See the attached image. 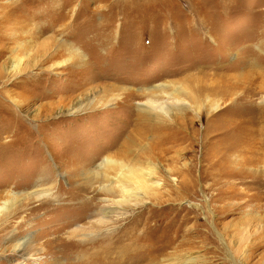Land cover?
I'll return each instance as SVG.
<instances>
[{"label": "rangeland", "instance_id": "rangeland-1", "mask_svg": "<svg viewBox=\"0 0 264 264\" xmlns=\"http://www.w3.org/2000/svg\"><path fill=\"white\" fill-rule=\"evenodd\" d=\"M71 50L80 56L65 62ZM160 84L198 104L174 118L162 154L135 107L106 106L119 89ZM116 143L166 186L102 226V203L65 200ZM170 169L190 171L193 188H175ZM35 185L58 198L22 199ZM15 193L0 213V264H150L159 253L157 264H260L264 0H0V205ZM132 224L135 246L109 248ZM77 226L84 237L71 236ZM28 238L20 259L11 243Z\"/></svg>", "mask_w": 264, "mask_h": 264}, {"label": "bare ground", "instance_id": "bare-ground-1", "mask_svg": "<svg viewBox=\"0 0 264 264\" xmlns=\"http://www.w3.org/2000/svg\"><path fill=\"white\" fill-rule=\"evenodd\" d=\"M72 53L73 54H71V56H69L65 60V62H69L70 60H72L73 56H80L78 50H74L72 51ZM17 64H13V66L9 67V73H15L17 71ZM167 87V85L160 84L157 86L139 89L137 92L128 91L131 90L129 88H122L119 89V93L113 95L111 99L108 98L109 101H107L106 103L107 107H117V104L119 106L122 105L127 109L126 113L131 112V110L133 111L135 107V113L133 114V116L130 115V117L133 118L134 121H138L140 124H142V128L144 131L151 132L154 136L157 137V146L161 147V149H157L159 154L165 153L166 151L168 152L172 149L171 146H166L172 144L175 141V134L173 132V129L171 128L173 126L174 118H176V116L180 114V111L183 112L185 110H189L191 105H198H196L195 96L192 93L186 91V89L175 88L173 91L167 92L165 90ZM122 94L123 97H121ZM137 98H140L141 101L133 106V101ZM77 105H80V103H77ZM169 132H171L172 135H169ZM244 142H246V140L243 141V143ZM108 148L110 150H112L113 148L117 149V143L109 145ZM124 152L125 151H120L119 148L117 149L116 153L104 157L98 164H90L86 167L84 166L85 168L82 171L81 176L84 178L85 184L70 190V195L74 199V201L72 200V202H70L69 200H65L68 203L78 201L82 203L83 206L90 209L94 208V205L97 206L102 203V209H99L100 211L99 213H97V223L102 226L106 225L108 222L114 221V218L116 217L119 218L127 216L128 212L124 211L125 208L130 209L134 206H141L146 199L157 201L158 199L156 195L158 194V192H160L163 186H166L164 183L160 182L157 179L158 171L155 164H152L148 161L142 163V161L136 158L128 160L126 157L127 155H124ZM228 168L230 167L228 166ZM175 170H168L170 173L169 175L173 176L177 182V184L175 183L176 186L174 185V187H178V189L193 188V181L191 180L192 178L189 175L190 171H183L190 169L186 167L183 170ZM239 172H237V174ZM231 173L232 172H229L223 175L227 177V179L229 180V184H232L233 180L240 179V175H232ZM40 185H35L37 187L35 190L24 194V196L21 198H39L40 196H45L46 198L51 199H54L55 197L58 198L59 192L53 195L52 188L39 189L38 187H40ZM214 185L215 184H212L211 186ZM19 196H21L19 195V193L11 194V197L14 199H11L10 201L8 200L9 202L6 201L4 203H1L0 213L4 212L5 210H12V208L17 203H19L20 200H22L19 199L18 201ZM99 196H103V198L99 200ZM261 200V198H256L257 207L261 205ZM131 204H133L134 206ZM104 208H107L108 210ZM120 209L122 211H120ZM139 217L140 216H138V218ZM260 220L262 219L259 218V221ZM136 227V224H132L130 229H125L124 232H122L121 235L113 241L111 247L109 248H114L116 250L122 249L125 253L127 250L134 247L136 243V240L134 239V232ZM83 229L84 227L82 226L73 228L72 230H70L71 236L76 237L81 235L84 237V235L80 233L81 231H83ZM263 229L264 225L261 224L259 226L257 234V241L259 242L258 246L260 248L264 247ZM13 235L14 234H12L11 236ZM30 241L31 238H28L23 242L22 239L13 240L11 243L12 252L14 254H17L20 259L26 258V249L29 246ZM128 243H132L133 245ZM44 253L48 254L49 252L45 251ZM108 254L112 255L111 252ZM159 254L152 255L150 264H157V261L160 257ZM260 261V264H264V257H261ZM189 262L190 260H185L184 264H189ZM19 264H22V262H20Z\"/></svg>", "mask_w": 264, "mask_h": 264}]
</instances>
